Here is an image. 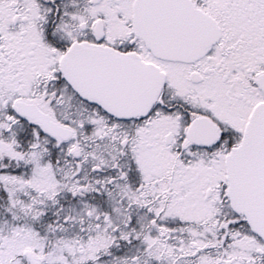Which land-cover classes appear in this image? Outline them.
Wrapping results in <instances>:
<instances>
[{"label":"snow or ice","instance_id":"1","mask_svg":"<svg viewBox=\"0 0 264 264\" xmlns=\"http://www.w3.org/2000/svg\"><path fill=\"white\" fill-rule=\"evenodd\" d=\"M0 264H264V0H0Z\"/></svg>","mask_w":264,"mask_h":264}]
</instances>
